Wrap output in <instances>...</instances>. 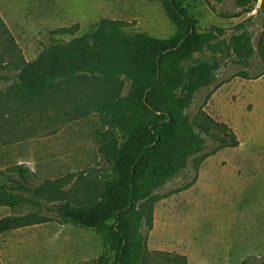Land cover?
<instances>
[{"label":"rangeland","instance_id":"rangeland-1","mask_svg":"<svg viewBox=\"0 0 264 264\" xmlns=\"http://www.w3.org/2000/svg\"><path fill=\"white\" fill-rule=\"evenodd\" d=\"M179 5L198 21L199 32L221 29L218 40L229 49L212 54L193 52L188 70L210 67L214 84L196 95L184 112L190 121L202 111L223 124L238 142L235 148L213 146L221 134L210 130L206 150L192 156L176 178L167 181L143 207V264H258L264 259V76L256 60L248 68L233 52L255 46L264 29V0L243 13L236 0H183ZM0 19L17 47V57L1 70L0 185L16 178V169L30 171V185L42 189L47 207L69 201L93 205L105 181L100 149L112 138L108 118L95 102L127 93L128 84L103 79L63 85L34 101L18 99L9 88L20 61L39 57L48 32L77 26L69 41L91 33L100 20L122 21L129 34L144 33L165 40L177 32L165 17L160 0H0ZM57 39V37H55ZM0 51L5 40H1ZM207 99V100H206ZM205 101V102H204ZM22 205L0 208V220L35 213ZM51 222L12 230L0 236V264H112L114 253L104 235ZM53 220V221H52Z\"/></svg>","mask_w":264,"mask_h":264},{"label":"trees","instance_id":"trees-1","mask_svg":"<svg viewBox=\"0 0 264 264\" xmlns=\"http://www.w3.org/2000/svg\"><path fill=\"white\" fill-rule=\"evenodd\" d=\"M181 1L160 0L165 17L177 30L171 38L129 34L124 22L102 19L91 33L69 41L61 37H73L77 26L49 31V42L39 57L15 65L9 91L18 99L34 101L56 87H84L97 78L109 85L122 79L128 88L124 96L119 90L116 96L95 102L96 111L108 118L112 131V138L100 149L105 186L97 202L86 206L60 201L47 207L42 189L30 185V171L18 167L16 178L0 185V208L30 205L37 211L0 220V236L51 222L50 217L41 215L45 209L60 225L101 232L114 253L112 264H143V207L152 201L153 193L179 176L190 157L206 150L204 136L211 137V129L221 134L213 141L216 150L238 146L225 125L214 123L201 110L192 121L184 114L196 95L215 82L210 67L188 70L191 54L203 49L215 54L221 47H229L218 41L223 30L199 32L198 21L179 5ZM254 3L256 0H236L243 13H250ZM261 27L264 29V16ZM0 39L5 40L0 51V80H7L10 76L1 68L12 66L17 47L1 19ZM233 41L232 50L242 59L240 64L248 68L255 59L258 66L252 77L245 72L239 76L251 80L263 77L264 33L255 46L248 42L240 47L239 39ZM258 264H264V259Z\"/></svg>","mask_w":264,"mask_h":264}]
</instances>
